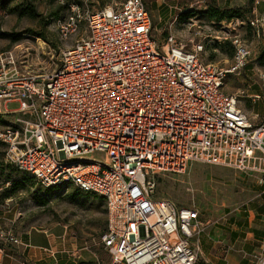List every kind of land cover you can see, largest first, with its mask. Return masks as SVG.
I'll list each match as a JSON object with an SVG mask.
<instances>
[{"label": "built area", "instance_id": "obj_1", "mask_svg": "<svg viewBox=\"0 0 264 264\" xmlns=\"http://www.w3.org/2000/svg\"><path fill=\"white\" fill-rule=\"evenodd\" d=\"M254 3L257 10L260 0ZM255 12L249 22L259 29L264 13ZM57 30L64 50L50 73L23 72L17 48L0 51L7 159L45 187L103 196L106 264H195L200 212L157 198V175L192 162L264 173V116L255 121L225 90L227 74L250 54L247 45L235 37L227 69L205 62L204 45L193 38L189 51L172 33L159 45L144 0L97 10L72 0ZM14 101L20 106L9 109ZM0 239L19 242L11 230H0ZM5 256L0 244V264Z\"/></svg>", "mask_w": 264, "mask_h": 264}, {"label": "rangeland", "instance_id": "obj_2", "mask_svg": "<svg viewBox=\"0 0 264 264\" xmlns=\"http://www.w3.org/2000/svg\"><path fill=\"white\" fill-rule=\"evenodd\" d=\"M30 1L38 13H20L27 6V0H0V51L17 48L23 72L43 75L61 63L64 45L57 22L66 18L72 0ZM124 1L88 0V4L97 10ZM163 1L144 0L152 18V36L159 45L172 33L189 51L193 48L190 41L193 38L204 45L202 59L223 69L233 65L235 37L247 45L250 54L242 68L227 74L225 90L238 96L240 106L249 115L261 112L264 109V25L255 29L249 21L255 11L264 13V8H260L264 0H260L257 10L254 0H231L226 4L225 0H166L176 6V13L160 25L161 13L153 12L152 3L163 5ZM249 3L254 7L252 12L246 11ZM211 4L224 11L235 10L240 15L220 22L209 19L203 11ZM19 106L18 101L7 105L9 109ZM15 181L19 184L8 200L0 195V215L14 210L20 212V224L27 230L66 226L72 244L83 246L90 255L84 261L86 264L97 261V257L101 262L109 259L100 241L106 227L103 196L74 185L48 189L7 159L6 144L0 140V187H14ZM155 196L169 198L177 206L199 210L204 231L195 264H255L264 258V173L192 162L183 172L158 174ZM0 228L6 229L2 220Z\"/></svg>", "mask_w": 264, "mask_h": 264}, {"label": "crops", "instance_id": "obj_3", "mask_svg": "<svg viewBox=\"0 0 264 264\" xmlns=\"http://www.w3.org/2000/svg\"><path fill=\"white\" fill-rule=\"evenodd\" d=\"M165 1L166 0L163 1V5L157 2L152 3L154 7V9L152 8L153 12L157 11L161 13L159 15L160 25L168 19L172 13H176V6ZM230 1L231 0H225V4ZM260 8H264V3H260ZM180 13H183V11ZM250 116L254 118L255 121H259L264 116V109ZM4 187L7 186L3 185L0 187V190L2 191ZM2 199L8 200L9 198ZM20 216V212L16 210L2 212V215H0L1 220L6 226V229L0 228V230H11L14 236L19 240L18 243H14L12 241L6 242L0 239V244L3 245L7 251V256L3 259L2 264H83L85 263L84 261L87 260V257L90 256L83 246L76 245L75 247L74 244H72L66 226L42 229L32 227V229L27 230L23 229L20 224ZM108 256L109 259L107 261H102L103 264L110 261V255L108 254ZM97 261H99L98 257Z\"/></svg>", "mask_w": 264, "mask_h": 264}, {"label": "trees", "instance_id": "obj_4", "mask_svg": "<svg viewBox=\"0 0 264 264\" xmlns=\"http://www.w3.org/2000/svg\"><path fill=\"white\" fill-rule=\"evenodd\" d=\"M249 3L248 7H247V12L248 11H253V5ZM38 13L37 8L35 7L33 1L27 0V6L25 7V9H23L22 11H20V13ZM203 13H206L207 17L209 19L215 20V21H221L223 19H227L230 20L232 17L236 16V15H240L239 13L235 12V10H223L221 7L219 6H215L214 4L209 5V7H207L206 11H203ZM247 13H244L243 15H246ZM39 34L40 36H43L42 33H36ZM13 181V180H12ZM11 182V181H10ZM18 182L15 181L14 183V187H4L3 190L1 191V195L3 198H9L13 195L14 189L17 188L18 186ZM48 189H51V187H48ZM104 230V229H103Z\"/></svg>", "mask_w": 264, "mask_h": 264}]
</instances>
